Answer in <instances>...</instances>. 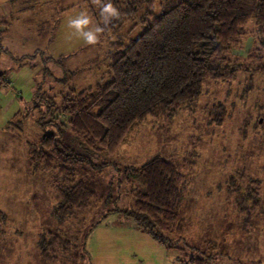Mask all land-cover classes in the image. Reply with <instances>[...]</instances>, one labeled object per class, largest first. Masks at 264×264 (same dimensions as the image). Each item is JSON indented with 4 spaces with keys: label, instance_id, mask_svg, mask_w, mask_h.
Returning <instances> with one entry per match:
<instances>
[{
    "label": "rangeland",
    "instance_id": "374dc122",
    "mask_svg": "<svg viewBox=\"0 0 264 264\" xmlns=\"http://www.w3.org/2000/svg\"><path fill=\"white\" fill-rule=\"evenodd\" d=\"M91 6L88 0H0V20L8 25L7 33L0 25L5 46L0 52V264H196L200 258L205 264H264V78L251 83L248 73H238L230 83L207 80L192 106L173 118H148L115 154L98 156L96 164H107L102 173L79 170V178L96 193L94 204L64 224L54 220L59 201L54 175L33 172L27 157L29 143L58 128L38 125L48 102L43 97L68 90L55 82L66 76L78 91L105 80L112 42L126 43L142 32L131 20L120 32L99 33L97 44H86L69 21L85 13L89 28L99 27ZM254 38L243 40L235 55L247 57ZM219 104L223 110L215 108ZM63 140L86 154L71 134ZM156 155L175 163L184 176L183 234L170 235L171 248L122 214L133 204L131 194L145 189L144 180L134 179L132 193L127 185L120 192L113 182L125 166ZM232 177L243 192L254 186L251 179L260 180L254 187L262 209L252 210L248 222L239 213V196L229 193ZM86 230L85 254L79 247L69 257L60 252L55 262L42 258L43 236L51 232L72 241Z\"/></svg>",
    "mask_w": 264,
    "mask_h": 264
},
{
    "label": "trees",
    "instance_id": "16d2710c",
    "mask_svg": "<svg viewBox=\"0 0 264 264\" xmlns=\"http://www.w3.org/2000/svg\"><path fill=\"white\" fill-rule=\"evenodd\" d=\"M88 1L104 36L120 32L131 20L142 32L126 43L112 42L106 55L105 80L78 91L69 86L66 76L55 82L68 90L43 97L48 102L45 112L38 117V125L58 128L45 132L38 142L29 143L27 157L33 172L54 175L59 201L52 217L59 224L78 218L79 213L94 204L96 193L79 178V170L102 173L107 164H96L95 159L115 154L148 118H173L180 109L192 106L207 80L230 83L238 73H248L251 83L256 77L264 78V0ZM109 2L119 15L105 23L101 12ZM141 10L143 14L138 17ZM249 24L254 27L250 29ZM251 35L255 38L249 55L236 56L242 41ZM4 51L0 44V52ZM3 76L0 72V84ZM41 106L34 104V108ZM215 108L223 110V105ZM216 121L221 123L222 118ZM65 134L74 136L86 154L77 153L66 144ZM122 169L121 177L113 180L120 184V192L125 185L129 187L128 193L137 190L135 178L141 177L145 184L143 191L131 194L133 204L122 214L137 229L171 248L170 235L183 234V174L175 163L161 155ZM250 183L259 188L260 180L251 179ZM254 186L243 192L237 178L229 180V193L239 196V213L247 216L245 222L252 210L262 209L261 195ZM86 232L72 241L51 232L43 236L39 242L42 258L55 262L60 252L69 257L79 247L85 254L84 240L90 230L87 235ZM205 263L201 258L196 261Z\"/></svg>",
    "mask_w": 264,
    "mask_h": 264
},
{
    "label": "clouds",
    "instance_id": "9594fccd",
    "mask_svg": "<svg viewBox=\"0 0 264 264\" xmlns=\"http://www.w3.org/2000/svg\"><path fill=\"white\" fill-rule=\"evenodd\" d=\"M99 2V0H97ZM104 22L107 23L111 18L117 17L119 13L111 2L103 6L101 12ZM91 21L85 13H80L76 18L69 21V27L76 30V32L83 38L88 45H95L99 42V33L103 31L102 28H89Z\"/></svg>",
    "mask_w": 264,
    "mask_h": 264
},
{
    "label": "crops",
    "instance_id": "0c3cea01",
    "mask_svg": "<svg viewBox=\"0 0 264 264\" xmlns=\"http://www.w3.org/2000/svg\"><path fill=\"white\" fill-rule=\"evenodd\" d=\"M0 25L3 26V27L5 28L4 33H5V32L7 33V32H8V28H7L8 25H7V22L0 20ZM2 33H3V32L0 31V38H1V36H2ZM0 40H1V39H0ZM3 47H4V49H5V46H3ZM6 50L9 51L7 48H6ZM0 68H1V67H0Z\"/></svg>",
    "mask_w": 264,
    "mask_h": 264
}]
</instances>
